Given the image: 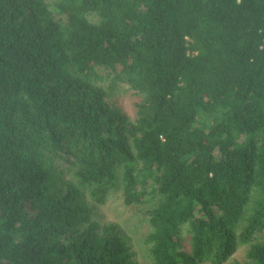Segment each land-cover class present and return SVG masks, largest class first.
<instances>
[{
  "label": "trees",
  "instance_id": "obj_1",
  "mask_svg": "<svg viewBox=\"0 0 264 264\" xmlns=\"http://www.w3.org/2000/svg\"><path fill=\"white\" fill-rule=\"evenodd\" d=\"M112 195L148 264H264V0H0V264H136Z\"/></svg>",
  "mask_w": 264,
  "mask_h": 264
},
{
  "label": "rangeland",
  "instance_id": "obj_2",
  "mask_svg": "<svg viewBox=\"0 0 264 264\" xmlns=\"http://www.w3.org/2000/svg\"><path fill=\"white\" fill-rule=\"evenodd\" d=\"M90 18L92 21L97 20L94 16ZM140 100L141 97L128 86H121L118 94L113 96L110 102L130 118L135 119L137 116V104ZM145 210V208L124 206L118 195H112L108 203L98 210L99 217L103 222L117 224L120 230L128 232L135 250L134 263L136 264H148V247L145 245L144 240L149 227ZM246 252L247 248L241 247L234 256V261L246 263Z\"/></svg>",
  "mask_w": 264,
  "mask_h": 264
}]
</instances>
